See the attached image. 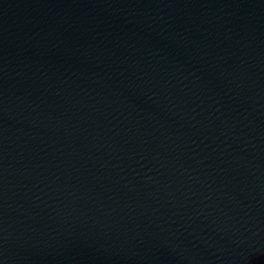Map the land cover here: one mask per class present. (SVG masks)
<instances>
[{
  "label": "water",
  "instance_id": "water-1",
  "mask_svg": "<svg viewBox=\"0 0 264 264\" xmlns=\"http://www.w3.org/2000/svg\"><path fill=\"white\" fill-rule=\"evenodd\" d=\"M0 264H264V0H0Z\"/></svg>",
  "mask_w": 264,
  "mask_h": 264
}]
</instances>
